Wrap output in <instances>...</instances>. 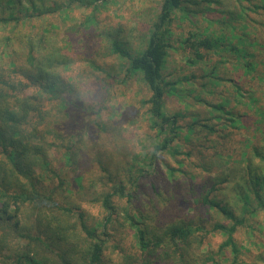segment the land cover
Masks as SVG:
<instances>
[{"label":"trees","instance_id":"obj_1","mask_svg":"<svg viewBox=\"0 0 264 264\" xmlns=\"http://www.w3.org/2000/svg\"><path fill=\"white\" fill-rule=\"evenodd\" d=\"M160 1L133 53L120 30L99 33V16L114 0H0V264H264V2L236 0L231 9L216 0L222 10L205 35L202 3ZM182 18L188 31L177 26ZM73 33H86L83 48L102 41L124 63V82L139 77L145 84L140 107L158 141L134 148L115 170L110 156L122 133L111 131V151L94 142L103 180L112 184L86 204L79 160L86 147L91 151L82 140L90 128L76 136L69 128L70 106L84 102L73 81ZM185 34L186 68H200L174 79L166 74L169 51ZM85 60L94 75L108 69L100 58ZM100 105L98 114L106 107ZM98 125L108 134L104 122ZM133 129L126 128L128 138ZM166 151L174 161L165 160L162 175L158 167L156 175L142 171L146 163L159 165ZM133 154L141 156L138 164ZM141 179L153 184L147 204L138 198ZM178 196L193 214L168 222L163 209Z\"/></svg>","mask_w":264,"mask_h":264},{"label":"rangeland","instance_id":"obj_2","mask_svg":"<svg viewBox=\"0 0 264 264\" xmlns=\"http://www.w3.org/2000/svg\"><path fill=\"white\" fill-rule=\"evenodd\" d=\"M197 1L203 4L204 12L198 18V22L200 27L203 28V33L205 35L212 34V30L206 28H208L211 19L219 18L218 14L222 10L221 6L217 5V1H221L225 6L230 5L231 9H236V0H210L207 3L202 0ZM160 5V0H114V2L104 9L99 16L102 17V21L99 24V33L103 31L107 33L114 32L117 29L120 30L122 34L121 38L126 42L128 49L135 53L143 46L150 30L151 22L156 17ZM73 15L77 17L74 20L76 25L80 24L83 12L78 10ZM182 15H184V12ZM188 25L189 21L186 18H182L181 21L177 22V26L180 28L179 30L188 31L192 28L191 26L188 27ZM82 34L73 33V35H71V45L74 48L76 47L74 49L75 62L72 68L77 75H73L75 78L73 81L80 91L81 98H84V102L82 103V109H78L76 105L73 104L70 106L69 110L74 119L69 128H73L75 136L84 132L85 128H90L88 133L82 136V140L85 139V143L91 148V151L86 147V153H84L79 160L80 165L83 166L85 163L83 169L85 170L87 185L78 186V189L80 193L84 194L81 196V200L86 204L93 198L92 193L100 191V189H109L112 184L107 183V180H103L108 176L102 172V169H100L96 163L97 155H95L96 152L93 147L94 142L103 143L105 144L104 146L108 148L110 147L108 139L112 143L113 138H115L111 131H119L122 133L121 138H124L121 140L122 143L120 142V144L114 146V151L113 153L111 152L110 156V168L115 170L118 167V162L121 164L123 159L128 160L131 157V155L128 156V154L134 152V148H139L143 151L147 148L154 147L158 141L157 138L153 136V132L148 125L149 122L146 119L147 111L145 108L140 107L141 101L149 94L145 84H143L139 77H134L124 82L122 80L125 69L124 63L120 62L117 56L110 55L105 48L106 45H104L102 41L88 49L85 47L83 48L86 33ZM185 37H187L186 34L184 38L181 39L182 41L173 40L172 44L175 45L178 50L175 52L169 51L166 74L167 76L172 74L174 79H180V76L185 79L189 75L187 74L189 69L200 68L194 65H190L186 68L187 56L184 52L186 46L183 41ZM58 40L60 42L66 41L65 29L59 32ZM97 50L102 53L103 58L94 54L98 52ZM90 56L95 59L100 58V62L107 65V71L103 73L97 72V74L94 75L96 69H91L88 62L85 60V58ZM201 74L203 73L201 72L197 75L200 76ZM213 88L214 87H211L210 89ZM48 99L49 98L44 95V102L48 103ZM105 99H109V102L105 103ZM169 99L172 98L170 97ZM100 104L106 105V107H104V112L102 111L101 114H98L96 113V106H101ZM196 105L201 106L198 101ZM167 109L168 112H170L175 110V107L168 106ZM92 120H94L93 123L91 122ZM98 121L104 122L111 133L109 134L108 132V134L103 135L102 130H98L100 128ZM126 128H134L132 134H129V136H131L130 138L126 135L128 132V130L126 132ZM144 130H147L146 135H143ZM76 140L80 141V138ZM178 147L182 149L183 144H179ZM133 155L132 159L138 164L141 156L139 154ZM112 159L113 163H111ZM165 160L170 162L174 161L169 151H166L165 155L158 158L161 164L159 163L157 166H152L146 163L147 165L145 164L143 166L142 171H145L147 175H156L158 173L155 172L154 167H158L160 175H162L166 166L164 165ZM142 171H138V175ZM65 173L70 177V183L74 184L73 173L67 170ZM195 175H197V173ZM94 180L98 181L95 185L92 184ZM140 183L142 186L139 187L138 198H142L147 204L149 202L147 195L153 192V184L148 181L142 182V179ZM42 187L48 195V191L52 186L50 181L46 180L42 183ZM166 204L168 205L163 209V215L168 222L176 220L177 218H187L193 214V210L190 209L189 204H187V201L183 200L182 196H178V199L176 197ZM89 211L90 213H97V210L91 206L89 207ZM211 248L212 246L208 243L204 251Z\"/></svg>","mask_w":264,"mask_h":264}]
</instances>
